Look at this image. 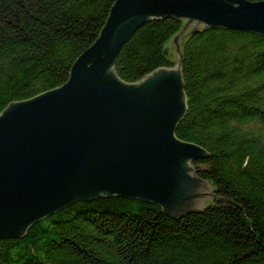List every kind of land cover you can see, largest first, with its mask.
<instances>
[{
	"label": "trees",
	"instance_id": "1",
	"mask_svg": "<svg viewBox=\"0 0 264 264\" xmlns=\"http://www.w3.org/2000/svg\"><path fill=\"white\" fill-rule=\"evenodd\" d=\"M114 1L0 0V111L64 83ZM182 23L166 16L138 28L117 55L118 75L137 81L173 65L163 45ZM181 64L188 109L176 134L211 153L194 164L217 186L213 203L173 218L117 194L77 200L0 238V264H264V35L194 31Z\"/></svg>",
	"mask_w": 264,
	"mask_h": 264
},
{
	"label": "water",
	"instance_id": "2",
	"mask_svg": "<svg viewBox=\"0 0 264 264\" xmlns=\"http://www.w3.org/2000/svg\"><path fill=\"white\" fill-rule=\"evenodd\" d=\"M166 16L183 22L163 45L175 63L122 79V45ZM216 26L264 35V0H115L64 83L9 101L0 111V238L21 237L77 200L115 194L155 202L173 218L209 207L217 186L194 161L211 153L176 127L188 109L183 44Z\"/></svg>",
	"mask_w": 264,
	"mask_h": 264
},
{
	"label": "rangeland",
	"instance_id": "3",
	"mask_svg": "<svg viewBox=\"0 0 264 264\" xmlns=\"http://www.w3.org/2000/svg\"><path fill=\"white\" fill-rule=\"evenodd\" d=\"M263 130H264V128H263Z\"/></svg>",
	"mask_w": 264,
	"mask_h": 264
}]
</instances>
